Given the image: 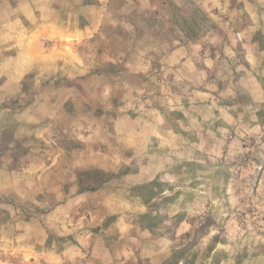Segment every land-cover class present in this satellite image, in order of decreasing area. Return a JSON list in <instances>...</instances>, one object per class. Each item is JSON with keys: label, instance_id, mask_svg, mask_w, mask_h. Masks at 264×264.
I'll return each mask as SVG.
<instances>
[{"label": "clouds", "instance_id": "obj_1", "mask_svg": "<svg viewBox=\"0 0 264 264\" xmlns=\"http://www.w3.org/2000/svg\"><path fill=\"white\" fill-rule=\"evenodd\" d=\"M0 264H264V0H0Z\"/></svg>", "mask_w": 264, "mask_h": 264}, {"label": "rangeland", "instance_id": "obj_2", "mask_svg": "<svg viewBox=\"0 0 264 264\" xmlns=\"http://www.w3.org/2000/svg\"><path fill=\"white\" fill-rule=\"evenodd\" d=\"M222 31V30H221Z\"/></svg>", "mask_w": 264, "mask_h": 264}]
</instances>
